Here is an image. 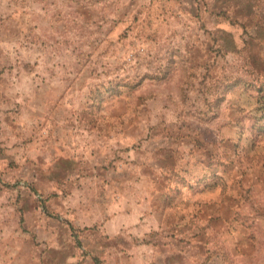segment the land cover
<instances>
[{
	"label": "rangeland",
	"instance_id": "1",
	"mask_svg": "<svg viewBox=\"0 0 264 264\" xmlns=\"http://www.w3.org/2000/svg\"><path fill=\"white\" fill-rule=\"evenodd\" d=\"M0 264H264V0H0Z\"/></svg>",
	"mask_w": 264,
	"mask_h": 264
}]
</instances>
